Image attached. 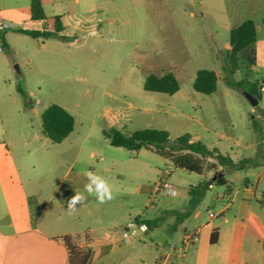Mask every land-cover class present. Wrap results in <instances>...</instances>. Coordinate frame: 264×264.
Returning <instances> with one entry per match:
<instances>
[{
    "label": "rangeland",
    "instance_id": "1",
    "mask_svg": "<svg viewBox=\"0 0 264 264\" xmlns=\"http://www.w3.org/2000/svg\"><path fill=\"white\" fill-rule=\"evenodd\" d=\"M62 1L55 0L45 11L62 15L66 29L60 35L68 40L52 37L43 40L42 47L38 39L13 33L11 50L0 52V139L9 144L10 168L22 173L28 189L40 191L43 207L71 166L78 172L91 170L105 177L119 190L114 195L116 201L124 200L121 189L132 193L139 185L153 186L168 170V182L178 194L158 193L152 199L154 212L184 208L190 186L220 174L234 179L242 189L239 175L229 176L230 168L213 159L205 162L209 167L215 164L216 169L205 176L169 168L152 148L135 152L114 147L103 131L117 128L129 134L161 129L168 131L171 141L189 133L195 140L216 145L222 154L231 153L233 141H261L264 91L254 107L245 90L228 86L226 51L231 30L247 19L259 25V38L264 42V0H79L71 2L70 12L68 0ZM29 6L30 0H0V16L3 9ZM44 26L43 21L24 25L29 29ZM256 50L252 45L240 53L235 81L248 79L264 85V58L251 69ZM201 69L214 70L219 78L218 89L211 95L193 88ZM169 72L179 81L178 92L169 95L144 89L148 75ZM54 103L75 119L73 132L59 144L42 133V113ZM254 120L258 130L253 127ZM252 152L242 149L246 157ZM221 193L225 187L214 185L201 202L205 221L208 211L217 213L227 203L233 204L225 213L229 219L242 210L240 199L223 202ZM263 193L260 185L257 194ZM129 197L135 209L146 200L133 194ZM92 201L95 221L98 207L106 208V203H98L94 196ZM252 204L264 222V205L255 200ZM52 208L53 204L47 210ZM154 212L149 217H154ZM190 222L188 234L193 231ZM214 224L224 227L229 223L219 217ZM248 228L251 233V222ZM193 252L192 248L181 263L194 259ZM260 252L251 264H264L263 246Z\"/></svg>",
    "mask_w": 264,
    "mask_h": 264
},
{
    "label": "crops",
    "instance_id": "2",
    "mask_svg": "<svg viewBox=\"0 0 264 264\" xmlns=\"http://www.w3.org/2000/svg\"><path fill=\"white\" fill-rule=\"evenodd\" d=\"M71 2L78 3L79 0H68L67 12L72 10L68 7ZM55 3V0H49L44 4V10L45 6H53ZM2 14L0 17L12 24V28L5 34L10 51V35L17 34L13 29H29L24 25L34 20L31 19L30 6L3 9ZM255 24L257 40L254 46L257 50L252 70L259 64L260 58H264V42L262 37L259 38L260 27L256 22ZM38 41L45 47L43 39L39 38ZM261 85L264 91L263 83ZM192 139L198 141L193 135ZM233 144L231 153L224 155H229L236 164L240 165L242 161L246 163L243 169L231 170L228 175L237 173L243 188L239 189L234 179L226 177L234 186V190L221 200L225 202L230 199L235 203L240 199L239 207L243 211H236L232 219H229L225 213L233 204L227 203L217 213L208 211V220L205 221L203 209L199 205L191 217L174 228L175 216L171 212H183L188 201L180 210L165 208L154 212L156 207L151 205L154 185H139L132 193L121 189L124 200L116 201L113 198L106 202V208L98 207L94 221L93 196H87L84 192V185L88 183L87 177L83 172L75 171L73 166L64 173L48 203L43 207L40 191L33 187L28 189L22 173L10 168L9 144L0 139V264H70L69 250L64 241L66 236L72 238L74 245L89 251L86 264H182L181 260H185L192 248L194 259L187 264H251L259 259L260 248H264V222L260 215L253 211L252 204V200H255L264 205V193L257 194L259 186H264V169L260 170L264 168V137L255 144H244L240 141H233ZM207 146L210 149H218L216 145ZM242 149L253 152L246 157ZM219 152L221 153L220 150ZM164 161L169 168L174 167L169 160ZM118 191L113 188L114 195L119 194ZM75 192L84 193L87 199L77 205L75 212L69 213L66 211L67 203ZM131 194L146 199L142 207L135 209L131 202L134 200L129 197ZM51 204L53 208L47 210ZM151 212H154V217H149ZM210 212L214 214L213 218L210 217ZM136 217H139L140 221L159 217L163 220L157 227L150 228L146 234L124 243L123 229ZM219 217L229 224L224 227L214 224V220ZM188 220L191 221L192 232H197L200 236L194 246H186L184 243L188 235ZM250 222L253 228L251 233L248 228ZM214 229L218 230L219 239L216 244H211L210 237Z\"/></svg>",
    "mask_w": 264,
    "mask_h": 264
},
{
    "label": "trees",
    "instance_id": "3",
    "mask_svg": "<svg viewBox=\"0 0 264 264\" xmlns=\"http://www.w3.org/2000/svg\"><path fill=\"white\" fill-rule=\"evenodd\" d=\"M49 0H30L31 19L34 21H43V29H23L14 28L13 31L27 35L34 39L47 40L52 37H59L62 40L69 38L60 35L65 30L62 16H48L44 10V4ZM69 9L71 8L68 5ZM7 31L0 34V45L6 51H9V44L5 38ZM257 40L256 24L252 19H247L239 26L234 27L230 32L229 45L226 51V64L230 77L228 86L240 88L251 93L258 103L262 99V85L256 81L248 79L235 81L233 75L240 70V53L246 48L254 45ZM219 78L214 70L201 69L197 72L193 82L195 91L211 95L218 89ZM144 89L151 92L165 93L173 95L180 90V84L175 75L171 72L163 75L150 74L146 77ZM19 91L23 93L22 89ZM75 119L72 114L59 104H51L42 113V133L51 142L59 144L64 141L74 130ZM253 127L258 130V123L253 121ZM104 135L110 140L114 147H123L129 151L138 152L143 148L153 149L162 158L172 162L175 168L184 169L188 172L197 173L205 176L207 172L215 171V164L211 167L206 165V159H213L222 167H228L230 170H241L245 161L239 164L234 163L229 155H224L218 149H210L204 142L194 141L192 135L185 133L170 140V134L161 129H143L126 134L117 128H110L103 131ZM213 185L225 187V193L230 195L234 186L226 179L225 175L217 176L214 180L204 179L197 185L190 186L188 189V204L183 212L172 211L175 216L174 228L178 227L183 221L192 216L194 211L200 205L207 192ZM136 217L135 220H139ZM163 218L159 217L154 220H144L150 228L157 227ZM219 239L217 229L212 231L210 243L216 244ZM66 246L70 254V264H86L89 259V251L79 248L72 243L71 237H64Z\"/></svg>",
    "mask_w": 264,
    "mask_h": 264
},
{
    "label": "built area",
    "instance_id": "4",
    "mask_svg": "<svg viewBox=\"0 0 264 264\" xmlns=\"http://www.w3.org/2000/svg\"><path fill=\"white\" fill-rule=\"evenodd\" d=\"M11 28L12 24L10 22L0 19V34ZM2 51L3 48L0 46V52ZM169 176L170 172L168 170L161 173L159 181H157L153 186V197L160 192H163L167 195H170V192H174L175 195L177 194L178 189L168 182ZM224 197L225 193H221L219 196L220 199H224ZM209 215L212 218L214 217V214L211 212ZM141 226H146V230L141 231ZM149 230L150 227L146 222L140 220H132L125 225L122 233V240L124 243H129L135 238L139 237L141 234H146ZM125 233H127V236H125ZM199 238L200 236L197 232H192L185 237L184 243L186 246H194L199 241Z\"/></svg>",
    "mask_w": 264,
    "mask_h": 264
},
{
    "label": "clouds",
    "instance_id": "5",
    "mask_svg": "<svg viewBox=\"0 0 264 264\" xmlns=\"http://www.w3.org/2000/svg\"><path fill=\"white\" fill-rule=\"evenodd\" d=\"M84 175L87 177L88 183L84 185V192L87 196H94L98 203L104 204L111 201L114 198L113 188L109 181L91 170H85ZM170 195H175L174 192H170ZM87 196L81 192H75V195L68 201L67 210L69 213L76 211L77 205L82 204ZM146 230V226H141V231ZM127 236V233H125Z\"/></svg>",
    "mask_w": 264,
    "mask_h": 264
},
{
    "label": "water",
    "instance_id": "6",
    "mask_svg": "<svg viewBox=\"0 0 264 264\" xmlns=\"http://www.w3.org/2000/svg\"><path fill=\"white\" fill-rule=\"evenodd\" d=\"M245 95L248 98V100L250 101V103L252 104V106L256 107L258 105V100L248 91H245ZM219 176H222V174H220ZM217 177H213V179L215 180Z\"/></svg>",
    "mask_w": 264,
    "mask_h": 264
}]
</instances>
